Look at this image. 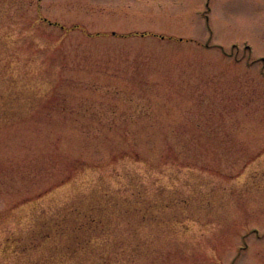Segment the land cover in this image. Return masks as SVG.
I'll list each match as a JSON object with an SVG mask.
<instances>
[{"label":"rangeland","instance_id":"rangeland-1","mask_svg":"<svg viewBox=\"0 0 264 264\" xmlns=\"http://www.w3.org/2000/svg\"><path fill=\"white\" fill-rule=\"evenodd\" d=\"M0 57V264L103 184L162 198V264H264V0H0Z\"/></svg>","mask_w":264,"mask_h":264},{"label":"trees","instance_id":"trees-1","mask_svg":"<svg viewBox=\"0 0 264 264\" xmlns=\"http://www.w3.org/2000/svg\"><path fill=\"white\" fill-rule=\"evenodd\" d=\"M11 62L0 57V125L33 103L24 76L5 68ZM128 191L103 184L41 212L17 243L18 264H162V247H153L162 240V198L143 185Z\"/></svg>","mask_w":264,"mask_h":264}]
</instances>
